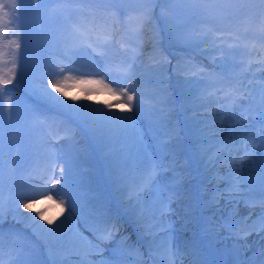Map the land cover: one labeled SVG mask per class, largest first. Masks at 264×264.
I'll use <instances>...</instances> for the list:
<instances>
[{"label":"rangeland","instance_id":"1","mask_svg":"<svg viewBox=\"0 0 264 264\" xmlns=\"http://www.w3.org/2000/svg\"><path fill=\"white\" fill-rule=\"evenodd\" d=\"M233 1L223 0L219 3L212 0H17L20 8V30L26 37L27 48L24 49L22 42L24 76L21 82L17 83V80H20L21 71L18 63L16 79L7 85L0 84V108H2L0 200L3 202V217L0 219V224L13 222L25 229L20 226L16 230L12 227L0 228L2 240L3 235L5 237L7 235L9 241H15V233L24 234L26 232L28 235H33L41 244H47V249L55 248L53 250L55 253L49 252L51 253L49 258L51 264L54 260H58L60 264H81L82 259H87L89 264H101V262L115 264L113 262L116 251L115 237L105 238L106 242L102 243L96 238L94 232H90L92 220L99 210L104 212V223L111 212L114 215L117 214L112 205L100 200V194L105 193L104 198L109 194L111 197L113 195L111 200L139 229L136 217L129 208L128 195L134 186L141 182L142 173L147 166L146 157L149 159L154 157L161 162L162 167L159 174L155 176L156 184L151 190L145 189L141 195L145 207L152 209L157 216L162 210L164 223L173 224L172 230L165 231L164 228L156 230L155 244H158L157 240L161 236L166 234L173 236L174 234L176 248L179 251L183 250L185 254L191 251L192 255L195 251H199V247L196 244V248L192 249V242L189 241L195 242L199 231L200 235H205L207 242L216 241V248L220 250L218 253L221 256L226 254V257H223L225 264H231L235 255L245 256V260L249 261L255 257L254 264H261L264 257L259 256L258 253L264 248V233L252 231L247 226L245 229L249 234L231 236L227 227H223L226 222L222 220L223 217L233 216L258 219L264 210V202L261 200L263 192L261 183L258 180L248 184L241 183L239 191L228 197L220 189H216L217 196L214 199L208 196V203L204 198V205L216 210V215L222 219L206 212L202 220L206 223L199 229L197 227L201 219H195V224L194 220H191L193 216L190 209L195 199L188 197L190 193L197 196V184L193 183V177L187 174V177L183 176L178 181L183 185L175 186L177 188L175 195H169L168 180H172L170 170L175 166L169 167L170 163H167L164 155L165 149L161 148L158 137L159 135L162 138L169 137L175 131L177 122L172 110L174 106L177 109L178 105H181L180 107L184 106V111L196 113L194 118L197 117V120L188 122L190 128L194 129L195 135H201L204 118L212 117L218 112L220 107L217 104L220 101L227 104L229 110L232 111L231 99L220 100V92L213 91L215 88L205 87L204 89L201 86L207 84L208 81L205 77H200L204 72L196 68L198 64L194 63L200 55L209 59L217 56L216 61L222 64L234 62V74L231 76L240 81H248L250 79L248 75H250L255 80L252 79L251 83L248 81V86L258 87V91L264 90V58L258 56L261 54L260 51L251 52L250 56H253V59L250 61H253L254 65L247 58L246 60L241 59L245 55L243 50L230 53V49H226L223 53H215L217 51L215 47L221 48L224 46V41L222 35H217L215 40L219 42L218 46H215L211 32L215 23L224 25L229 20L227 16L232 14L231 9L236 5ZM3 2H10V0H3ZM243 2L245 5L240 6V10L245 8L243 12L251 15L252 20L255 15L263 13L264 5L260 4L259 0H243ZM108 22H110L108 26H110L112 36L102 44L92 47L85 45L84 36L79 35V30L74 31L72 27V25L86 27L88 24H96L99 27L106 26ZM229 25L232 26L234 23L231 22ZM238 26L235 25L236 28L232 29L233 33L228 38L229 42L250 39V36L244 34L241 28H237ZM9 27H15V25H9ZM8 39H15V37L9 35ZM0 43H6V41H0ZM168 45L174 46L176 50L181 48L178 53L175 52L178 60L175 61L176 59L173 58L163 65L161 63L154 65L157 61L156 56L159 54L157 48L159 47L162 51L163 48L169 49ZM167 51L166 49L165 53ZM130 53L133 54L132 62L128 61ZM54 54H59L64 60L79 65L80 69L87 73L78 72L76 68L59 62L60 58ZM170 56L174 57L172 53ZM236 56L239 57L235 60ZM5 59L9 61L7 68H11V57ZM127 61L131 64L128 72L123 73L121 70ZM112 66L116 68L112 70ZM0 67H3V64H0ZM247 67L248 70H246ZM165 71L169 72L170 77L164 74ZM92 72L95 75H91ZM4 74L6 70L5 73H0V75ZM66 76L71 77L62 89L67 93L66 96L51 88H47V92L58 97L64 104L85 106L79 116L70 109L58 107L45 95V87L49 80L64 82ZM82 79L103 80L117 90L128 88L131 92L134 89L137 98L133 102L132 111L120 109L116 115L134 117L135 132L131 130L124 132L96 121L89 109H103L107 112V105L109 103L116 105L117 98L100 85L75 83ZM176 80L179 81L178 84ZM160 85L162 86L161 91L158 88ZM222 87L224 94L221 93L223 94L221 96L228 93L235 102L245 97L246 92L240 94L233 88H226L225 84ZM86 89L89 90L86 91ZM141 90H143V98H140ZM166 91L170 96L164 97H167V102L171 103V108L167 107L165 99L161 101L158 99L160 94L165 95ZM247 95L250 96L249 92ZM85 97L87 100L81 101ZM257 97H260L259 94L247 101L250 107H246L251 112L254 105L251 102L259 100ZM95 98L97 101L93 103ZM149 100L156 102L158 107L154 109L147 102ZM48 108H54L68 115L69 121L77 122L82 130H76L73 136L66 138L51 137L47 128L36 116V114L49 113ZM191 119L193 117H190ZM255 124L261 125L260 131L252 129ZM250 127L248 129L251 134L254 132L252 139L257 141L255 145L249 146L256 153L255 159L248 158L241 162L239 160V165H236H242L245 176L246 173L248 175L249 170L254 169L262 157L258 138L264 131V116L261 122L251 118ZM227 130L225 126L224 131ZM174 137L177 138L178 134ZM141 140L143 143H140ZM180 146L181 142L177 143V146L168 147L167 151L170 153ZM98 156L102 158V162ZM198 159L200 161L196 169H201L205 175H208V179L204 178L201 182L206 183L207 189L205 190L209 192L211 190L208 187L213 184L211 182L219 183L220 178L226 180V175L233 165V161L224 159L223 154L218 158L215 167L208 163L206 156ZM52 162L55 163L54 166ZM93 165H98L100 171L102 168L105 171H113L116 173L115 178L119 177L108 187L105 184L101 185L100 179L94 173ZM62 167L67 170V181L63 187L57 184L53 188L52 184L61 177ZM8 183L10 186H7ZM101 186L105 191L100 190ZM203 187L198 186L200 191L204 190ZM5 189L9 192H13V189L17 191L3 198L1 194ZM57 192L67 195H57ZM48 194L53 196L52 200L45 199ZM245 197H247V202L244 203L243 198ZM69 198L72 201L71 208L67 203ZM33 199L36 202L28 212L22 205L32 203ZM61 200L65 201L63 205L60 204ZM167 200L169 203L165 202ZM61 207L64 208L63 213ZM38 212H43L44 219L37 215ZM70 213L71 223L66 225L65 233L71 236L69 229L79 228L85 237L98 245L91 253L87 249L81 250L79 246L73 250L69 245L55 241L53 237L39 228V225H43L44 229L56 228ZM188 213L191 216L187 215ZM121 215L119 212L114 219L116 223L124 221ZM26 217H36L35 224ZM48 220H52V223L49 224ZM250 234L252 236H248ZM2 240H0V246ZM185 243H190V246L184 248ZM9 245L27 247L19 240ZM65 247L75 253L65 254L58 251V248ZM2 255L0 248V256ZM32 259V257L17 255V258L11 260L9 264L17 261L19 264H34ZM42 259L38 260L36 257L35 264H43ZM201 259L202 264H213L207 256Z\"/></svg>","mask_w":264,"mask_h":264},{"label":"snow or ice","instance_id":"2","mask_svg":"<svg viewBox=\"0 0 264 264\" xmlns=\"http://www.w3.org/2000/svg\"><path fill=\"white\" fill-rule=\"evenodd\" d=\"M260 4L264 5V0H259ZM20 20V8L17 4V0H10V2H3L0 0V41H6V43H0V64H3V67H0V73H5L0 75V84L7 85L12 83L17 77V64L19 63L20 71V80H17V83H20L24 76V50L22 49V42L24 44V49L27 48L26 37L23 36L21 32V26L19 24ZM9 25H15V27H9ZM9 35L15 37V39H8ZM11 57L10 63L11 68H7L9 63L6 60V57ZM73 71V69H69ZM91 75H95L92 73ZM71 80L70 76L64 78V82L61 81H52L49 80L48 84L45 87V95L47 98L56 104L58 107L67 108L75 112L78 116L82 114V110L85 106L82 105H68L64 104L63 101H60L58 97L52 96L51 93L47 92V88H51L56 92H59L61 95H67L66 92H63L62 89L67 85V81ZM81 85H100L107 92L111 93L117 98V104L113 105L109 103L107 105L108 109H112L114 106L119 107L122 110L132 111L133 102L137 98V93L133 89L131 92L128 88H116L110 87L103 80H94V79H82L75 81ZM89 89H86L88 91ZM7 91V90H6ZM73 99H75L73 97ZM203 107V105H201ZM92 117L105 125H111L114 129H119L124 132L131 130L135 132V118L130 116H119L115 112H105L103 109H89ZM11 119V111H10ZM261 116H264V111L260 113ZM230 117V119H228ZM248 117L243 113L238 117L235 112L229 110L227 104L221 105L218 112L212 117L204 118L203 121V131L201 132L202 139L199 142V151L201 154L207 157L208 163L215 167L218 158L223 154L224 159H231L233 165L231 166L230 172L228 174V179L231 181L230 187L226 190L228 191H238L239 184L241 183H251L258 180L262 186H264V165L259 169L258 175H252L251 170L248 176H245L242 171V165H239V161L236 159L235 153H239L240 160L248 159L251 155L254 154L253 148L249 147V144L255 145L257 141L252 139L251 132L248 128L243 126L241 121H246ZM0 120H2V108H0ZM225 126H227V131H224ZM140 143H143L141 140ZM258 143L261 148H264V131H262L260 137L258 138ZM147 166L144 169L141 182L134 186V189L129 192L128 202L129 208L132 213L135 215L138 226L140 237L145 239L149 244V250L152 251V245L155 244L157 238V229L165 228V223L163 220V211H160V215L157 216L156 213L145 207L143 202V197L141 193L145 189L151 190V188L156 184L155 176L159 174V171L162 167V164L156 158H147ZM61 177L56 180L52 187L55 188L57 184H60L62 187L67 181V170L65 167L60 169ZM57 195H67L66 193L57 192ZM45 199L52 200L53 196L48 194L45 196ZM36 201L33 199L32 203H23L22 207L24 209H30L33 206V203ZM64 200L60 201V204L63 205ZM69 208L72 207V201L69 198L68 201ZM64 208L61 207V212L63 213ZM37 215L44 219L43 212H38ZM71 213L69 216H66L56 228L44 229L43 225H39V228L47 233L50 237H53L55 241H58L63 244H67L71 249L75 250L77 246L81 250L87 249L89 253L98 245L93 244L91 240L85 237L79 230V228H71L69 231L72 233L71 236H68L65 233V227L67 224L71 223L70 220ZM3 217V202L0 200V219ZM28 220H32L35 224L36 217H26ZM49 224L52 223V220L47 221ZM246 223V219L242 221ZM223 227H227L229 230H234L235 222H226ZM252 230L257 231L258 233H264V210H262L257 221H253L250 225ZM116 229V226L113 225L112 229H106L103 234H95L98 240H103L105 238H111L113 230ZM249 233H245L247 235ZM0 240H2V233H0ZM259 256L264 257V248H262L259 253ZM255 257L251 261L244 260L238 261L237 264H254ZM0 264H3L0 261ZM53 264H60L58 260H54ZM81 264H89L87 259H82ZM103 264V262H101ZM261 264H264V260L261 261Z\"/></svg>","mask_w":264,"mask_h":264},{"label":"bare ground","instance_id":"3","mask_svg":"<svg viewBox=\"0 0 264 264\" xmlns=\"http://www.w3.org/2000/svg\"><path fill=\"white\" fill-rule=\"evenodd\" d=\"M87 100V98L85 97V98H82V100L81 101H83V102H85ZM97 101V99L95 98L92 102L94 103V102H96ZM106 110H107V112L108 111H111V112H115V114L120 110V108L119 107H116V106H114L112 109H108L107 107H106ZM34 207V204H33V206H32V208ZM32 208H30V209H26V210H31Z\"/></svg>","mask_w":264,"mask_h":264},{"label":"trees","instance_id":"4","mask_svg":"<svg viewBox=\"0 0 264 264\" xmlns=\"http://www.w3.org/2000/svg\"><path fill=\"white\" fill-rule=\"evenodd\" d=\"M217 1H221V0H217ZM178 50H181V48H180V49H178Z\"/></svg>","mask_w":264,"mask_h":264}]
</instances>
